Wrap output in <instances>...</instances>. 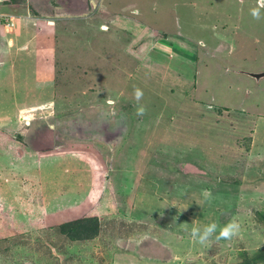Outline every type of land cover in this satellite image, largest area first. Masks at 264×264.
I'll list each match as a JSON object with an SVG mask.
<instances>
[{"label": "rangeland", "instance_id": "obj_1", "mask_svg": "<svg viewBox=\"0 0 264 264\" xmlns=\"http://www.w3.org/2000/svg\"><path fill=\"white\" fill-rule=\"evenodd\" d=\"M42 1L47 58L0 34V264H264V78L233 71H264V0ZM59 132L67 148L44 147ZM96 212L91 238L62 231Z\"/></svg>", "mask_w": 264, "mask_h": 264}, {"label": "crops", "instance_id": "obj_2", "mask_svg": "<svg viewBox=\"0 0 264 264\" xmlns=\"http://www.w3.org/2000/svg\"><path fill=\"white\" fill-rule=\"evenodd\" d=\"M40 1H42V0H37V2H36L37 6L39 5ZM2 2H4V3H2ZM34 4H35V0H34ZM44 6L39 7L37 9L41 10L42 12H45V14L44 15H35L30 10L29 6H27V7H21L18 5L15 6V5L9 4L8 2H5L4 0H0V12L10 13V14L16 16V21H15L14 27H12V28H0V34L4 38H7L6 39L7 42L5 44V47H3L4 52L7 50H10V49H14L15 47L18 48L20 45L21 46L29 45L28 48H29L30 52L34 53L35 60L38 59L39 56H40V59H44V58L48 57V53L47 54L45 53V48L43 46H46L48 44L52 45L53 41H55V38L54 37H46L45 38L44 37L45 32L44 33L42 32V27L37 28V23L46 22L50 25H54L56 22V16L53 14V12L50 9H47ZM69 14H71V13H69ZM72 14H74V13H72ZM34 26H35V28H34ZM45 30H46V32L51 31V30L44 28V31ZM39 33H40V35H39ZM41 35L44 38L41 37ZM36 36H38V40L35 43V37ZM40 39H42V42H40ZM165 40L167 42L173 43V41H169L168 39H165ZM56 44H57V42H56ZM35 49L38 52H35ZM17 50H20V49H17ZM0 53H2V52H0ZM169 54L173 56L174 60L181 59L180 58L181 56L179 55L181 53H179L178 50H175L174 48H172V50L169 51ZM183 58H184V60H183L184 63H186L187 65H190L192 67H195V64L193 61L189 62L187 60L185 62V60L187 58L186 57H183ZM50 61H51V59H50ZM176 68H177V66H174L171 68L167 67L166 74L170 73L171 71L175 72L178 74V78H179L181 83L187 82L190 87H193L196 83L195 82L196 78L194 76V72L192 73V71L187 70L186 73H180L179 71H176ZM9 89H11V88H7V91H11ZM16 92L19 93L20 90L19 91L16 90ZM4 93H6V92H4ZM13 99H14V97L13 98L11 97V99H10L7 95L3 96L2 98H0V105H6L8 103L12 104L15 102V101H13ZM37 124H38V122L37 123L35 122V126ZM38 130H39V127H37L35 130V140H37L39 138V137H37V139H36V136H40V131H38ZM36 132H37V134H36ZM43 136L44 137L42 138L41 141L45 144L44 147H51V148H57V149L67 148L66 146L70 143L69 141H71V139H69L70 135L67 134L66 137L62 138V135L60 132H59V135H57L56 137H54L53 135L52 136L51 135L50 136L43 135ZM100 142L107 145V146H104V145L98 146L99 147L98 151L100 153L101 159L105 158V156L108 157V155L110 153L112 155V158L114 159V157H115L114 151H116V149L120 148V146L116 147L114 142H111V143H106L105 141H100ZM5 144H6V142H5ZM35 147L39 148V144L35 143ZM58 167H60V166L55 165V168H58ZM102 170H103V168H102ZM103 171H105V169ZM104 201H105V197L102 196L101 200H100V204H103ZM101 211H103V213H106V214L112 212V210H110V209L106 210L104 208ZM101 213L96 212L95 215H87V216H82V217L97 216L100 220L103 221L104 217L102 216Z\"/></svg>", "mask_w": 264, "mask_h": 264}, {"label": "clouds", "instance_id": "obj_3", "mask_svg": "<svg viewBox=\"0 0 264 264\" xmlns=\"http://www.w3.org/2000/svg\"><path fill=\"white\" fill-rule=\"evenodd\" d=\"M252 16L255 19H259L260 18L259 11L257 9H253ZM133 96L136 101L135 114L137 116L142 117L147 112L146 106L140 103V101L143 99V96H144L143 90L139 87L134 86ZM202 196L206 200H210L212 198L211 190L209 189L202 190ZM240 227H241L240 224L235 219H232L227 224H225L222 228H220L219 234L215 236V239L217 241L221 239L231 240L232 237L239 234ZM217 228H218V225L215 222L204 225L203 228L194 226L191 229V237L195 242H198L201 245H206L210 241V239L213 237V235L216 233Z\"/></svg>", "mask_w": 264, "mask_h": 264}, {"label": "trees", "instance_id": "obj_4", "mask_svg": "<svg viewBox=\"0 0 264 264\" xmlns=\"http://www.w3.org/2000/svg\"><path fill=\"white\" fill-rule=\"evenodd\" d=\"M11 5H19L21 7L29 6L30 10L35 15H44L45 12L37 9L35 4L32 3L33 0H4ZM62 231L65 235L71 237L72 239L78 238H91L99 230V219L97 217H83L78 219H73L62 224ZM263 258V257H262ZM264 259V258H263Z\"/></svg>", "mask_w": 264, "mask_h": 264}, {"label": "built area", "instance_id": "obj_5", "mask_svg": "<svg viewBox=\"0 0 264 264\" xmlns=\"http://www.w3.org/2000/svg\"><path fill=\"white\" fill-rule=\"evenodd\" d=\"M16 16L10 13H0V28H12L15 26Z\"/></svg>", "mask_w": 264, "mask_h": 264}, {"label": "water", "instance_id": "obj_6", "mask_svg": "<svg viewBox=\"0 0 264 264\" xmlns=\"http://www.w3.org/2000/svg\"><path fill=\"white\" fill-rule=\"evenodd\" d=\"M261 2H262V0H261ZM233 71L248 75V76L256 79L257 81L264 78V71H247V70H241V69L233 70Z\"/></svg>", "mask_w": 264, "mask_h": 264}]
</instances>
